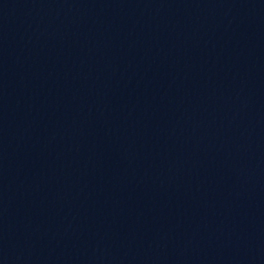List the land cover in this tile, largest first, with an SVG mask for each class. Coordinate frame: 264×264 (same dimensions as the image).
<instances>
[{"label":"water","instance_id":"1","mask_svg":"<svg viewBox=\"0 0 264 264\" xmlns=\"http://www.w3.org/2000/svg\"><path fill=\"white\" fill-rule=\"evenodd\" d=\"M0 264H264V0H0Z\"/></svg>","mask_w":264,"mask_h":264}]
</instances>
